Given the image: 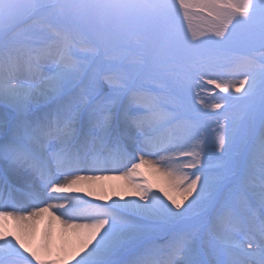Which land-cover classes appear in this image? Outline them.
I'll return each instance as SVG.
<instances>
[{
  "label": "snow or ice",
  "instance_id": "6c2138e0",
  "mask_svg": "<svg viewBox=\"0 0 264 264\" xmlns=\"http://www.w3.org/2000/svg\"><path fill=\"white\" fill-rule=\"evenodd\" d=\"M0 264H264V0H0Z\"/></svg>",
  "mask_w": 264,
  "mask_h": 264
},
{
  "label": "bare ground",
  "instance_id": "6f19581e",
  "mask_svg": "<svg viewBox=\"0 0 264 264\" xmlns=\"http://www.w3.org/2000/svg\"><path fill=\"white\" fill-rule=\"evenodd\" d=\"M138 172L140 173V176L137 177V179L143 180L147 184H150L152 186L153 192H160L161 188L166 187L161 175L156 173L153 169L149 168L148 166L142 167L141 169L138 170ZM83 174H91V173H83ZM95 174L103 175L107 178L93 182H88V181L82 182L77 187L82 188L83 191L82 192L74 191L72 194L82 195L85 196V198L92 200H96L98 197H104L105 200L101 202H108V203H110L112 200L120 199L121 196H123L125 200L130 198H138V197H132L130 195L133 189L131 188V185L129 184L127 179L121 178V173L115 174V172H110V173H95ZM89 191L93 193L92 196H87V193ZM47 228H48L47 218H45L37 226L35 240L33 242L34 247L40 245L42 241V237ZM52 231H53V245H54L53 251L55 252L60 248V246L64 244L65 238L61 236V229L59 225H56L55 228L52 229ZM55 243H57V245Z\"/></svg>",
  "mask_w": 264,
  "mask_h": 264
},
{
  "label": "rangeland",
  "instance_id": "374dc122",
  "mask_svg": "<svg viewBox=\"0 0 264 264\" xmlns=\"http://www.w3.org/2000/svg\"><path fill=\"white\" fill-rule=\"evenodd\" d=\"M193 25H194V26H198V25L196 24L195 21H193ZM215 91H219V90H215ZM221 95H223V93H221ZM209 102H214V101H212L211 96H209ZM215 127H216L215 121H214V120L209 121L208 133H209L210 135H212V129L215 128ZM118 173H119V172H115V174H118ZM54 237H55V236H54ZM55 244L57 245V243H55ZM56 245H55V246H56Z\"/></svg>",
  "mask_w": 264,
  "mask_h": 264
}]
</instances>
